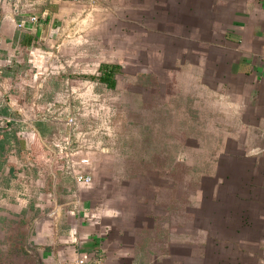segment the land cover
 Returning <instances> with one entry per match:
<instances>
[{
    "label": "crops",
    "instance_id": "1",
    "mask_svg": "<svg viewBox=\"0 0 264 264\" xmlns=\"http://www.w3.org/2000/svg\"><path fill=\"white\" fill-rule=\"evenodd\" d=\"M17 4L25 18L37 20L18 29L13 6L0 0V115L14 118L0 128V209L13 218L20 217L21 209L33 210L30 241L40 249V261L74 264L90 253L105 264H264V153H259L264 146L259 142L245 147L241 141H223L211 147L220 149L221 162L213 166L204 191L213 201L202 199L199 209H109L96 204L100 196L95 189L85 188L79 201L73 200L71 189H65L69 180L56 174L49 142L53 127L43 124L40 133L36 88L27 87L31 81L20 74V64L44 44L60 43L62 49L75 44L77 68L119 67L114 88H109L118 89L128 66V0ZM129 14L139 20L142 85L145 77L155 80L163 89L158 100L175 116H185L177 103H196L197 97L200 102L227 101L238 118L252 119L242 130L261 133L264 0H139ZM90 45L98 46L99 53L91 56L85 49ZM249 149L255 155L238 156ZM229 150L240 152L230 156ZM224 157L228 164H222ZM30 167L33 176H26ZM48 174L59 187L46 182ZM26 187L30 195H25L34 198L29 208L21 201ZM197 191L191 198L198 201Z\"/></svg>",
    "mask_w": 264,
    "mask_h": 264
},
{
    "label": "rangeland",
    "instance_id": "2",
    "mask_svg": "<svg viewBox=\"0 0 264 264\" xmlns=\"http://www.w3.org/2000/svg\"><path fill=\"white\" fill-rule=\"evenodd\" d=\"M134 4H139V0H128V66L118 80V89L110 90L100 83L102 72L97 67L85 64L77 68L75 44H68L64 50L60 43L37 47L34 55L28 52L19 72L31 81L28 88L43 93L40 109L52 104L53 116L75 118L78 128L73 143L82 147L79 155L89 159L84 169L95 180L92 186L84 188L89 192L95 189L100 196L95 200L96 204L109 209H199L202 199L209 204L213 201L204 191L209 187V176L214 167H219L221 162L217 158L220 149L211 147L220 146L223 141H241L246 143L245 147L259 142L264 146V119L261 120V133L242 130L244 123H252L251 118H238L231 102H200L201 97H197L196 103H177L181 106L177 110L184 109L185 116L183 113L181 117L180 114L175 116L173 108L162 103L163 97L162 102L158 100V93L163 89H157L155 80L145 77L142 85L139 38L136 37L139 20L129 14ZM85 49L91 56L100 50L91 45ZM72 87L81 89L82 103L65 98ZM57 128L60 131L53 130V134L64 138L68 131L66 125L62 123ZM237 152L240 151H228L230 156ZM254 152L242 150L238 156L255 155ZM259 153H264L263 147ZM228 160L224 157L222 164H228ZM33 169L30 167L25 175L31 174ZM54 179L48 174L46 182L59 187ZM68 188H75L70 181L65 185V189ZM28 189L26 187L21 196L26 208L30 201L34 202V198L26 196L30 195ZM196 190L198 201L191 198ZM38 202L41 205L43 199ZM30 211L33 210L21 209L20 217L14 214L13 218L1 214L0 209V264H43L40 249L30 241L34 236V218Z\"/></svg>",
    "mask_w": 264,
    "mask_h": 264
},
{
    "label": "built area",
    "instance_id": "3",
    "mask_svg": "<svg viewBox=\"0 0 264 264\" xmlns=\"http://www.w3.org/2000/svg\"><path fill=\"white\" fill-rule=\"evenodd\" d=\"M13 6V13L16 17L20 19L16 20V27L18 29H24L26 23L30 21L31 23L36 22L37 18L24 17L23 12L19 8L17 2L18 0H4ZM64 1H77V0H64ZM36 52L31 51V55ZM65 94L66 98L77 100L83 102L84 95L79 87L69 88ZM38 94V95H37ZM5 97V96H4ZM7 98V97H6ZM4 98V99H6ZM34 107L37 112V122L47 124L53 127L55 132H59L57 128L62 123L68 128L67 135L64 138H58L57 134H53V142L51 143L53 149L54 163L58 165V172H60L66 179H68L74 185V189L71 190V196L79 201V191L81 188L89 187L94 182V177L89 174L84 167L89 164V159L86 155H79V149L81 146L74 145L73 135L76 132L78 126L75 118L73 117H61L53 116L55 111L52 109V104H47L44 107V111L41 108L40 101L44 100L43 93H36L33 97ZM94 100V99H93ZM9 111H14V106L11 104V100H7ZM14 122L12 116H1L0 115V128L5 129L9 127ZM52 130V131H53ZM93 255L90 253L81 254L74 264H105L102 261L93 260Z\"/></svg>",
    "mask_w": 264,
    "mask_h": 264
},
{
    "label": "trees",
    "instance_id": "4",
    "mask_svg": "<svg viewBox=\"0 0 264 264\" xmlns=\"http://www.w3.org/2000/svg\"><path fill=\"white\" fill-rule=\"evenodd\" d=\"M118 66H105L101 69V77L99 78L100 83L105 84L107 88L113 89L115 85V74L118 73ZM38 129L41 134H44L42 126L43 123H37Z\"/></svg>",
    "mask_w": 264,
    "mask_h": 264
}]
</instances>
